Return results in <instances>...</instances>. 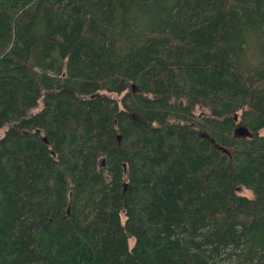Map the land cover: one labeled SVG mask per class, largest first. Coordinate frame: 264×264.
<instances>
[{"label":"trees","instance_id":"1","mask_svg":"<svg viewBox=\"0 0 264 264\" xmlns=\"http://www.w3.org/2000/svg\"><path fill=\"white\" fill-rule=\"evenodd\" d=\"M0 264H264V0H0Z\"/></svg>","mask_w":264,"mask_h":264},{"label":"water","instance_id":"2","mask_svg":"<svg viewBox=\"0 0 264 264\" xmlns=\"http://www.w3.org/2000/svg\"><path fill=\"white\" fill-rule=\"evenodd\" d=\"M233 133L235 135H238V136H243V135H245L247 133V129L245 127L241 126V125H238V126H235L233 128ZM212 140H214V139L212 138ZM216 145L218 146V148L221 151L226 152V153H229V150L225 146L220 145V144H216Z\"/></svg>","mask_w":264,"mask_h":264},{"label":"rangeland","instance_id":"3","mask_svg":"<svg viewBox=\"0 0 264 264\" xmlns=\"http://www.w3.org/2000/svg\"><path fill=\"white\" fill-rule=\"evenodd\" d=\"M237 191H238L239 193H241V194H248V193H249L248 190H247L246 188L241 187V186H239V187L237 188Z\"/></svg>","mask_w":264,"mask_h":264}]
</instances>
